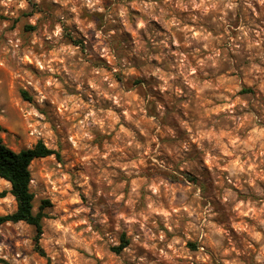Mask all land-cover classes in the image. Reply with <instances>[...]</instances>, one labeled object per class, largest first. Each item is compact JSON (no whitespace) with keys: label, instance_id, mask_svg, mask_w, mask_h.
<instances>
[{"label":"clouds","instance_id":"1","mask_svg":"<svg viewBox=\"0 0 264 264\" xmlns=\"http://www.w3.org/2000/svg\"><path fill=\"white\" fill-rule=\"evenodd\" d=\"M0 264H264V0H0Z\"/></svg>","mask_w":264,"mask_h":264},{"label":"rangeland","instance_id":"2","mask_svg":"<svg viewBox=\"0 0 264 264\" xmlns=\"http://www.w3.org/2000/svg\"><path fill=\"white\" fill-rule=\"evenodd\" d=\"M133 34H134V33H133ZM8 88H9V93L11 94V91H12V84H11V81H9ZM37 111H39V110H37ZM221 218H223L222 215H221ZM213 222H215V221H213ZM189 247L191 248V246H189Z\"/></svg>","mask_w":264,"mask_h":264},{"label":"trees","instance_id":"3","mask_svg":"<svg viewBox=\"0 0 264 264\" xmlns=\"http://www.w3.org/2000/svg\"><path fill=\"white\" fill-rule=\"evenodd\" d=\"M22 218V217H21Z\"/></svg>","mask_w":264,"mask_h":264}]
</instances>
